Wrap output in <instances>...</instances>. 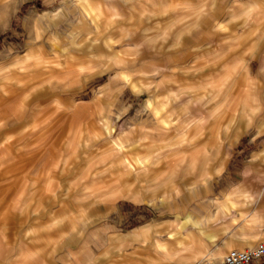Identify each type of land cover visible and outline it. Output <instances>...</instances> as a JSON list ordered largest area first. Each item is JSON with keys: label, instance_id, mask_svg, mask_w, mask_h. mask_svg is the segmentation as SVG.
Masks as SVG:
<instances>
[{"label": "rangeland", "instance_id": "374dc122", "mask_svg": "<svg viewBox=\"0 0 264 264\" xmlns=\"http://www.w3.org/2000/svg\"><path fill=\"white\" fill-rule=\"evenodd\" d=\"M125 131L155 149L145 174L118 177ZM260 242L264 0H0V264H215Z\"/></svg>", "mask_w": 264, "mask_h": 264}, {"label": "crops", "instance_id": "0c3cea01", "mask_svg": "<svg viewBox=\"0 0 264 264\" xmlns=\"http://www.w3.org/2000/svg\"><path fill=\"white\" fill-rule=\"evenodd\" d=\"M106 44L107 45H109V42L108 41H106ZM152 98H151V100L149 101V103H147V107L149 108L150 106H151V104H152ZM211 118H215V124H223V125H225L224 124V122H223V120H224V116L222 117L221 116V113H220V111H219V108L217 109V111H216V113L214 112V110L211 112ZM201 118H204V117H201ZM200 119V118H199ZM197 122H199V123H197L196 124V132H199V131H201V129H202V126H203V124H204V122L202 121V120H197ZM233 123V122H232ZM231 124V123H230ZM229 125V124H228ZM106 132L107 133H109L110 132V130H109V127L107 126L106 127ZM129 132L128 131H125V133H123L122 134V136H120V138H118V140H114L113 142H112V147L114 148V150L117 152V153H119L120 155H121V159L118 161V162H115V164L118 166V167H122L123 165H124V163H128L129 164V162L127 161V158H129V159H131L130 157H129V155H124V151H127V150H130V149H133L134 148V146H136L137 144H138V142H141V141H137L136 140V142H124V134H128ZM132 133H134V130L132 129ZM181 134H182V136H181V139L179 140V143H183L184 144V146H186L187 144L189 145V143L188 142H190V140L192 139V136H190V135H188V130H186L185 132H183V131H181L180 132ZM137 135V134H136ZM135 135V136H136ZM140 140L142 139V138H139ZM141 144H143L144 146H147V153H148V155H153V153H154V151H155V149H153V148H151V145L152 144H150V143H143V142H141ZM124 145L125 146H127L128 145V147H127V150L125 149H122V150H120V151H118L117 150V148H118V146H122L123 148H124ZM129 145H132L131 147H129ZM169 145V144H168ZM150 147V148H149ZM145 148V147H144ZM145 150L146 149H144V151H142V150H140L139 149V152L142 154V153H144L145 152ZM136 161H138V159L136 160ZM136 161H133V162H136ZM140 166V165H139ZM129 167V168H128ZM127 167V169H126V171L124 172V170H122L121 172H120V174L118 175V177H120L121 175L123 176H128V175H132V173H133V171H135V167H134V170H131V168H130V166H128ZM144 166H141L140 168L142 169L141 170V172H140V174H145L147 171H149V170H147V166H146V168H143ZM126 190H124V191H122L121 192V196H124V192H125ZM134 200H136V201H146L147 202V197L143 194V192L141 191V193L140 194H137L136 196H134ZM225 209H226V207H225ZM227 211H229V209L227 208L226 209ZM226 211V212H227ZM188 217H189V215H188ZM188 217H186V219L188 218ZM152 226H154V229H156V227L158 226V224H154V225H151V226H149V227H141V229L139 228L138 230H140L141 232H142V234L143 235H147L150 231H149V229H151V227ZM153 229V230H154ZM171 235H173L172 234V232L170 233V236ZM210 237L212 238V237H214V235H210ZM179 244H184L185 242H184V240H181V241H179L178 242ZM157 244V245H156ZM185 245V244H184ZM185 247H187V245L186 246H184V248ZM153 248L156 250V252L157 253H159L160 255H159V257H153V256H150L149 258H148V260L149 261H157V260H170V258H171V255L173 254V252H174V250H173V247H172V242H171V240H164V241H161V240H157L156 241V239L154 240V242H153ZM212 256H215V254H212ZM219 257V256H218ZM219 259H221V257L219 258Z\"/></svg>", "mask_w": 264, "mask_h": 264}, {"label": "built area", "instance_id": "2783aa9c", "mask_svg": "<svg viewBox=\"0 0 264 264\" xmlns=\"http://www.w3.org/2000/svg\"><path fill=\"white\" fill-rule=\"evenodd\" d=\"M264 257V242H260L252 249H238L233 248L224 256L221 262L216 264H251L256 260ZM195 264H211L204 262H197Z\"/></svg>", "mask_w": 264, "mask_h": 264}, {"label": "bare ground", "instance_id": "6f19581e", "mask_svg": "<svg viewBox=\"0 0 264 264\" xmlns=\"http://www.w3.org/2000/svg\"><path fill=\"white\" fill-rule=\"evenodd\" d=\"M218 108H215L214 109V112L216 113ZM236 115H237V111H235L233 114H230V115H227V116H224V124L225 125H228L230 123H232L236 118ZM132 145H129V147H131ZM127 146L124 145V148L122 146H118L117 150L120 151L122 149H126L127 150ZM127 161L129 162L128 166H130L131 170H134V167H135V164L137 165H140V166H144L143 168H146V163H150L152 161V155H148L147 158L141 160V159H138V161L136 162H133V160L127 158ZM152 163V162H151ZM127 166V167H128ZM129 168V167H128ZM142 170V169H141ZM149 170V169H148ZM147 226V225H146ZM212 264V263H211ZM216 264V263H215Z\"/></svg>", "mask_w": 264, "mask_h": 264}]
</instances>
